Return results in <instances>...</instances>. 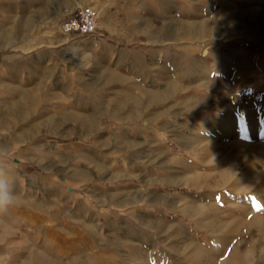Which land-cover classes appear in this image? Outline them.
Segmentation results:
<instances>
[{
    "label": "rangeland",
    "instance_id": "obj_1",
    "mask_svg": "<svg viewBox=\"0 0 264 264\" xmlns=\"http://www.w3.org/2000/svg\"><path fill=\"white\" fill-rule=\"evenodd\" d=\"M0 147V264H264V0H0Z\"/></svg>",
    "mask_w": 264,
    "mask_h": 264
},
{
    "label": "built area",
    "instance_id": "obj_2",
    "mask_svg": "<svg viewBox=\"0 0 264 264\" xmlns=\"http://www.w3.org/2000/svg\"><path fill=\"white\" fill-rule=\"evenodd\" d=\"M98 13L92 6H79L60 23L64 34L93 35L97 29Z\"/></svg>",
    "mask_w": 264,
    "mask_h": 264
},
{
    "label": "clouds",
    "instance_id": "obj_3",
    "mask_svg": "<svg viewBox=\"0 0 264 264\" xmlns=\"http://www.w3.org/2000/svg\"><path fill=\"white\" fill-rule=\"evenodd\" d=\"M8 151L0 147V215L6 214L9 209L18 203V197L14 191V180L10 169L3 166Z\"/></svg>",
    "mask_w": 264,
    "mask_h": 264
},
{
    "label": "bare ground",
    "instance_id": "obj_4",
    "mask_svg": "<svg viewBox=\"0 0 264 264\" xmlns=\"http://www.w3.org/2000/svg\"><path fill=\"white\" fill-rule=\"evenodd\" d=\"M250 148V147H249ZM260 235V234H259Z\"/></svg>",
    "mask_w": 264,
    "mask_h": 264
}]
</instances>
